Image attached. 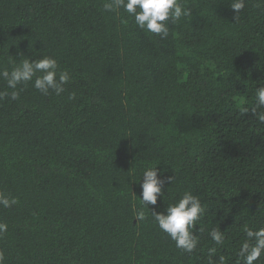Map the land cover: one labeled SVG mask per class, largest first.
<instances>
[{
  "label": "trees",
  "instance_id": "1",
  "mask_svg": "<svg viewBox=\"0 0 264 264\" xmlns=\"http://www.w3.org/2000/svg\"><path fill=\"white\" fill-rule=\"evenodd\" d=\"M105 2L0 0V66L53 56L70 76L0 99V193L18 200L0 207L4 264H207L214 227L235 264L242 226L264 224V124L242 114L264 85V0L237 22L231 0H181L163 39ZM148 165L175 177L157 211L185 191L206 206L191 256L147 208L134 220Z\"/></svg>",
  "mask_w": 264,
  "mask_h": 264
},
{
  "label": "clouds",
  "instance_id": "2",
  "mask_svg": "<svg viewBox=\"0 0 264 264\" xmlns=\"http://www.w3.org/2000/svg\"><path fill=\"white\" fill-rule=\"evenodd\" d=\"M245 4L246 0H231L230 7L235 13V22L244 12ZM103 8L106 12L117 15L122 11L138 29L162 39L169 35L170 25L191 15V10L184 7L181 0H106ZM20 56L24 55L21 53ZM9 63L10 70L8 67L0 66V81L5 82L11 91L0 92V99L10 97L13 101L18 100L23 87L29 83L44 95H48L50 91L60 95L65 91L64 86L70 80L69 73L60 70L58 61L53 56H43L35 60L27 57L18 63L15 60H10ZM249 113L256 118L257 123L264 124V85L256 87L253 106L242 108V114ZM157 166L148 165L143 168L139 182L140 194L137 196L132 193L139 198L140 203V207L135 209L134 220L136 223L145 220L144 209L147 208L158 229L175 243V247L181 253L191 256L198 251L200 240L196 233L202 230L200 223L207 211L206 206L198 196L185 191L167 204L163 211H157L155 206L158 198L164 199V185L166 183L172 185L175 179L173 176H166L165 171L158 169ZM17 203V198H9L4 193H0V207L10 208ZM7 230L8 225L0 222V235ZM241 231L244 238L234 253L235 264H264V224L252 227L245 223ZM208 236L213 246L207 249V264H229L225 255H217V246L222 247L227 239L225 232L219 227H214ZM0 264H4L2 252H0Z\"/></svg>",
  "mask_w": 264,
  "mask_h": 264
}]
</instances>
